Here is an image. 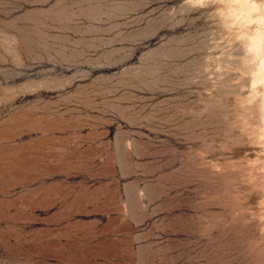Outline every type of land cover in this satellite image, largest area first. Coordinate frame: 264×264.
I'll return each instance as SVG.
<instances>
[{
    "label": "rangeland",
    "instance_id": "374dc122",
    "mask_svg": "<svg viewBox=\"0 0 264 264\" xmlns=\"http://www.w3.org/2000/svg\"><path fill=\"white\" fill-rule=\"evenodd\" d=\"M236 1L0 0V264H264Z\"/></svg>",
    "mask_w": 264,
    "mask_h": 264
},
{
    "label": "bare ground",
    "instance_id": "6f19581e",
    "mask_svg": "<svg viewBox=\"0 0 264 264\" xmlns=\"http://www.w3.org/2000/svg\"><path fill=\"white\" fill-rule=\"evenodd\" d=\"M240 1H243L244 3V7L242 6V12H248L249 14L251 10L256 9L255 3L249 0ZM245 53L247 56L246 61H252L250 71L253 78L256 81L261 82L262 85H264V32L257 33L253 37L246 40ZM257 108L260 113L259 118L262 124L264 125V98L261 99V103L258 105Z\"/></svg>",
    "mask_w": 264,
    "mask_h": 264
}]
</instances>
